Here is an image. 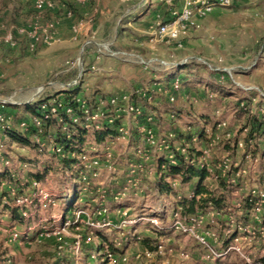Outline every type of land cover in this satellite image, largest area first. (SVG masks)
Instances as JSON below:
<instances>
[{"label":"rangeland","instance_id":"1","mask_svg":"<svg viewBox=\"0 0 264 264\" xmlns=\"http://www.w3.org/2000/svg\"><path fill=\"white\" fill-rule=\"evenodd\" d=\"M254 1L232 0L231 8L227 6V11L220 17L227 29L219 33L222 39L220 50L217 46H209L205 55L200 51L194 53L205 56L211 68L217 70L212 72V75L204 70L206 68L194 63L193 57L175 65L163 60L168 64L164 67H173L175 72L178 67L188 68L179 76H173V79L171 76L162 79L163 84L168 82L169 86L173 84L178 86L175 101L172 103L173 108L177 101L187 102L186 107L180 110V117L175 119L170 117L169 120L163 113L164 108L171 106L166 102L170 87L166 89L164 85L165 87H160L159 90H150L148 87L147 92L144 89L140 90L150 96L148 103L152 110L146 109L145 113L152 120L147 123L151 128H157L159 139L170 135L169 130L185 131L186 122L199 126L201 130L205 128L203 130H206L207 137L215 136L216 139L211 145L207 139L196 147L206 152L209 161L228 160L230 170L223 177L214 178L219 174L216 171L213 177L210 176L205 181L212 191L217 188L219 190V180L231 188V194H226V209L222 212L208 208L203 213L182 216L181 208L174 210L175 203L167 199L169 195L155 192L154 187L157 182L154 178L159 173L157 165L159 160H162L163 167L166 157L161 154V150L144 147L140 138L133 137V132L139 126L138 116L125 112L126 106L123 101L117 104L119 107H114L118 111L113 108L111 112H103L106 106V102L103 101L97 102L99 105L97 120H91L90 113L87 115L84 113L89 134L81 154L89 160H97L98 165L95 170L85 172L83 169L79 172L81 182L76 180L74 182L80 183L78 201L74 210L63 217L64 211L59 200L62 195L68 193L69 186L74 184L70 182V172L65 171L59 158L52 152L51 144L30 138L31 142L40 144L39 148L33 149L20 146L8 136H3V130L26 136V132L19 124L20 120L28 118L29 114L23 108L10 112L6 106L2 108L1 105L24 106L34 104L44 97L56 95L58 85L54 82L60 81L62 76H56V72L51 71L45 77L40 75L30 77V86L23 90H19L22 87L17 85L22 75L15 77L14 89L9 87V80L12 78V75H8L10 73L4 72L0 76V116L3 111V115L8 119L0 124V173L7 172L10 178L0 179V264H59L60 261L64 264H264V141L261 139L256 141L257 147L252 141L248 148V152L251 153L254 147L256 148L254 156H257V161H254V158L244 159L241 155L236 157V152L244 150V147L236 145L235 151H230L232 154L224 149V144L228 142L231 144L235 138L238 139V143L243 144L249 130L242 129L246 118L262 115V112L255 110L253 102L264 98L258 97L255 92L244 91L243 88L252 85L240 81V78L264 58L262 42L264 6H261L264 2H261L258 5L259 9L253 13L250 4ZM233 2H238L239 5L235 6ZM212 12L213 10L205 16ZM31 14L34 13L16 14V23L24 25L25 22L22 21L24 16L28 19ZM4 20L6 17L1 15L0 23L3 24ZM29 27L20 26L11 31L0 30V52L12 54L13 50L10 49L15 48L14 51L20 53V49H24V43L19 44L15 40L12 45V42H5L4 39L11 33L22 36L23 40L25 38L30 40L28 36L20 35L18 32ZM36 36L37 46L39 31ZM45 41L48 43L49 37H46ZM29 44V52L35 50V45L32 49L30 47L31 41ZM77 54L81 55L82 51H78ZM21 65V61L13 62V67L19 68L14 76L27 71L22 69ZM30 66L35 70L40 68L35 61L30 62ZM156 69L164 68L155 66L154 70ZM227 73H230L229 78L226 76ZM26 78L24 77V80ZM82 80L83 71L77 74L72 82L79 81L76 87H80ZM213 82L217 84L214 85ZM209 85L220 86L223 92L216 93ZM126 96L129 97L130 94ZM248 97L250 101L246 100ZM84 101L91 102L88 99ZM47 104L51 106L49 109L51 111L52 108L59 107L61 102L56 106L53 101ZM244 107L247 112L243 110ZM43 110H48V107L45 106ZM66 113L72 116L71 111ZM202 116L211 124L225 125L217 126L216 130L211 131L210 125L202 127V122L197 120ZM72 120L78 121L74 115ZM130 121L134 124L132 125ZM115 122H118V128L123 127L126 132L129 129L130 139L123 138V132L118 131L117 138L107 139L101 144L93 141L91 134L94 129L103 126L113 128ZM105 152L110 154L102 156ZM67 154L77 156L76 153ZM137 166L140 168L139 171L136 169ZM44 170L48 171L44 178L40 182L34 181L33 176L42 174ZM33 182L38 185L33 186ZM44 194L48 195L47 198L50 196V199L43 203L38 197ZM190 196L191 194L188 198ZM18 197L26 198L27 204L25 206L16 204ZM246 197L254 199L253 208L248 213L242 209V200ZM10 209L17 210L21 223L12 217ZM100 210L105 211L102 216H98ZM174 214L177 216L174 217ZM153 220H156L158 229L153 228L150 223ZM176 222H179L182 228L178 230L171 228ZM103 224L106 225L102 226ZM97 231H101L115 248L119 249L116 255L109 258L103 251H99ZM234 233L236 236L231 239ZM143 239L150 240L149 247L152 251L141 244ZM202 241L205 245L201 243Z\"/></svg>","mask_w":264,"mask_h":264},{"label":"crops","instance_id":"2","mask_svg":"<svg viewBox=\"0 0 264 264\" xmlns=\"http://www.w3.org/2000/svg\"><path fill=\"white\" fill-rule=\"evenodd\" d=\"M37 1L0 0V16L6 17L4 23H0V30L11 31L20 26L28 27L32 24L39 26V40L37 46L35 45V50L31 52H29L30 40L27 38L23 40L22 36L14 34L16 42L24 43V49H20V53H16L15 48L10 49L13 50L12 54L0 52V76L4 72L10 73L8 75H12V78L9 80V87L14 89L15 77L18 78L22 75V79L17 82V85L22 87L19 90H23L30 86V77L39 75L45 77L51 71H55L56 76H62L60 81L54 82L58 85L59 93L71 90L70 83L77 74L83 71V80L81 86L78 87L77 97L94 100L95 103L106 102L111 97L129 95L143 89L147 92L148 87L150 90H159L160 87L166 85V89H169V83L163 84L162 79H167L168 76H179L180 73L188 69L187 66H182L183 68H177V72L173 67L147 70L137 65L133 57L123 60L118 55L110 57L106 54H98L96 52L97 45H104L113 53L131 52L132 56L136 54L139 58L154 57L166 60L170 65L179 64L180 61L191 57L194 58V63H197V58L207 59L203 55L209 46H217V49L220 50L222 39L219 36L222 30H227L224 21L220 18L222 13L227 11V6L216 5L208 16L193 17L192 25L181 33V47L156 36L157 25L172 22L176 13L186 3L194 1L216 3L218 0H173L172 5H168L165 0H92L91 2L88 0H42L51 2L53 7L50 10L45 9L41 16H38L35 9ZM261 2L264 0H255L250 4L251 12L255 13ZM234 5H239V3L235 2ZM231 6L229 7L231 8ZM261 6L264 5L261 4ZM29 12L34 13L31 14L33 17L30 15L28 19H25L27 16H24V20H22L25 22L24 25L16 23V14H28ZM46 37H49L48 43L45 41ZM80 50L82 51L81 55L77 54ZM199 51L203 54L202 56L194 55ZM13 59H16L17 62L21 61L22 69L27 71L14 76L13 74L19 71V68L13 67V62H16ZM34 61L39 64L40 68L37 70L30 66V62ZM204 70L207 72L206 69ZM24 77H27L26 80ZM240 81L264 89V58L243 78H240ZM216 84L214 83V85ZM209 87L216 88L211 85ZM143 93L139 95L143 97ZM248 98L246 100L250 101ZM159 102L161 103V101ZM177 102L174 105L177 110H181L187 105L184 100ZM253 103V106H256L255 110L264 111V100H254ZM8 109L10 112H14V110ZM255 116L261 118L263 115ZM197 120L199 121V118ZM130 123L134 124L133 121ZM236 153V157L238 155L242 157L243 150H238ZM158 180L159 177L155 176L154 181ZM166 182L168 183V181ZM194 182L181 184L176 181V185L170 186L175 196L169 195L167 199L176 203L181 197L188 198Z\"/></svg>","mask_w":264,"mask_h":264},{"label":"trees","instance_id":"3","mask_svg":"<svg viewBox=\"0 0 264 264\" xmlns=\"http://www.w3.org/2000/svg\"><path fill=\"white\" fill-rule=\"evenodd\" d=\"M91 2L92 0H88ZM264 42V40L262 41ZM185 67V66H183ZM182 67V68H183ZM212 75V73H210ZM175 78V77H174ZM173 79V77H172ZM215 90L214 92H223V90L220 89V87L216 86V88L213 87ZM77 90L78 86L72 88L71 90H67L64 92H59L56 95L44 97L43 99L38 100V102L34 104H25L24 106H18V105H3L7 108H10V110L14 111H20L21 108L24 109L26 113L29 114L28 118H22L20 121H25L27 123V128L24 129L26 132L25 135L16 134L14 132H9L7 130H3V136H8L12 141L17 142L20 146H28L33 149L39 148V144H35L31 142L30 138L34 140L41 141L44 144H51L52 146H62L64 148L65 153H76L77 156L81 154L83 145L86 143L89 131L86 128L85 123V117L83 109L80 107V103L77 100H82L77 97ZM169 92V91H168ZM176 94V93H175ZM174 94V96H175ZM130 102L140 110V115L138 116V125L147 126L148 128H151L148 125L147 118L148 116L145 113L146 109H151L150 103L147 102L145 97H142L140 95H136L135 93H132V95L129 98ZM49 101H53L54 105L60 106L56 108L55 113H51L49 111L50 107L47 103ZM166 102L171 105L168 106V108H164V115H166L167 119L170 120V117L172 119H175L176 117H180V110H177L172 107V103L168 101V96L166 98ZM165 103V102H164ZM48 107V110H43V106ZM92 105H94L92 107ZM91 106V107H90ZM5 107V108H6ZM87 107L89 108V112L95 110L98 108L97 103L93 101L87 102ZM152 107H154L152 105ZM92 108H94L92 110ZM71 110V115L75 116V118L78 119L77 122H74L72 120V116H69L66 113V110ZM113 108L109 105V103L106 101V106L103 108L104 111H110ZM5 113V112H4ZM2 116L6 118L5 115H3V111L1 113ZM45 117V118H44ZM35 118H42V124L40 127H36L34 124ZM171 121L173 122V120ZM152 120V118H151ZM170 121V122H171ZM199 121L202 122V127H206L207 125L211 126V131L216 130L218 123L211 124L210 121L205 117L202 116L199 118ZM200 123V122H198ZM118 122L113 123V128L111 127H101L99 129H94L92 131V138L95 143H103L107 139H114L119 137L118 133ZM138 127H136L135 132H133V137L140 138V134L138 131ZM193 125L190 122H186L185 125V131L180 130H169L170 134H173L174 137L172 141L170 142L171 145V153L174 155L176 165L169 168L168 171L161 173L162 168V160H159L158 169H159V180L156 182V185L154 186L157 191L164 192L166 195H174V192H172V189L169 185V183L166 182V179L168 177L172 179H179V183L181 184H192L194 181V186L191 191L190 198L181 197L177 202L173 205V209L181 208V215L187 216V215H195L198 212L203 213L208 208H211L214 211L222 212L226 209V194H231L232 190L231 188H228L224 181L219 180V190L218 188L215 191H212L209 189L207 184L205 183L206 179L209 177V173L202 169H198L194 163V158L199 156L201 154L200 149L198 146L202 143V141L207 140V136L205 135V131L202 129H199V126ZM173 127V125H172ZM152 129L155 131V134L158 135V132H156V129L152 127ZM243 130H248L247 135L243 139L244 144V153L243 158L245 157V154L248 152V142L254 141V145H256V141L262 140L264 141V116L261 118L256 116H248L243 124L242 127ZM242 130V131H243ZM169 134V133H168ZM197 137L198 141L195 143L193 142V138ZM199 144V145H198ZM238 144V139L235 138L232 140V143L230 142L224 144L225 151L232 154L230 151L234 152L236 149V145ZM178 146L181 149L185 150V156L180 155L179 152L175 150V146ZM196 145H198L196 147ZM254 151L251 153L252 155H255L256 148L254 147ZM57 156V155H56ZM58 157V156H57ZM59 158V157H58ZM59 161L61 164H63L65 171L70 172V182L74 183L75 180L81 182V179L79 177V172L83 171L82 168H77V170H73L74 165L77 164V159H72L69 157L65 158H59ZM166 164V161H165ZM48 172L47 170H44L42 174H35L33 176L34 181L40 182L44 178L45 173ZM231 173V172H229ZM228 173V174H229ZM9 178L7 172L0 173V179L1 178ZM10 179V178H9ZM73 184L69 186V191L65 195H62L60 197V202L63 207V217H66V215H69L75 208L76 202L78 201V191L80 189V183ZM254 204V199L250 197H246L242 200V209L248 213L249 210H251L252 205ZM11 215L13 218L17 219L16 222L21 223V220L18 218L17 210H11ZM97 238L99 239V251H103L104 255H116L119 251V249L115 248V246L108 240V238L101 232H96ZM236 236V233L232 235L233 239ZM230 239V240H231ZM149 239H143L141 241V244L145 246L149 251L152 249L149 247L150 245ZM228 242H226L227 245ZM264 261V258H263ZM98 263H101L98 261ZM59 264H64L62 261L59 262ZM69 264V263H65Z\"/></svg>","mask_w":264,"mask_h":264},{"label":"built area","instance_id":"4","mask_svg":"<svg viewBox=\"0 0 264 264\" xmlns=\"http://www.w3.org/2000/svg\"><path fill=\"white\" fill-rule=\"evenodd\" d=\"M165 2L168 5L173 4V0H165ZM231 4H232V0H218L216 3L207 2V1H194L193 3L192 2L186 3L184 5V7H182V9L176 13L175 18L172 22L160 23L157 25L156 36L160 39H167L170 42L174 43L177 47H181V43H180L181 33L184 32L188 28V26L192 25V23H193L192 19L194 16H205L208 13H210L216 7V5L230 6ZM52 7H53V4L51 2H44L42 0H38L35 4V9L38 13V16H41L42 12L45 9L50 10V9H52ZM38 31H39V26L37 24L30 25L29 29L18 30L20 35L28 36V38L32 42V44L30 46L31 49L34 48V45L36 44V41L38 39L36 36ZM8 35L9 36L6 39H4V41L9 42V43L12 42V45H13L15 43L14 42L15 41L14 35L11 33H9ZM263 45H264V42H263ZM96 52L98 54H102V55L106 54L107 56H110V57H113L116 55H118L119 57H123V58L133 57L136 64H138L139 66H141L147 70H151V71L155 69V66H161L163 68H166L164 66L168 65L163 60H160V59L154 58V57L143 59V58H139L136 55L132 56L131 54H127L124 52H121V53H115L114 52L113 53V52H110L108 50V48L104 45H97ZM196 62L199 63L200 65L204 66L206 68V70L210 73L217 71V70L211 68L212 66L208 63V61H206L204 59L197 58ZM226 76L229 78L230 73H227ZM78 83H79V81H75V82H72L69 86L74 88V87H76V85H78ZM177 90H178L177 84H173L172 86H170V89H169L170 93L168 94V101L170 103H173L175 101L174 94L177 92ZM243 90L247 91V92H252V93L255 92L258 97L264 98V90L259 89L257 87L247 86L246 88H243ZM145 92L143 93V97H145L147 102H148V101H150V96L149 95L146 96ZM133 93H135L136 95H139L142 92L141 91H135ZM131 95L132 94H130V96ZM130 96L127 97L126 95H124V96L122 95L120 97H111L107 102L109 103V105L112 108H114V107L118 106L117 105L118 103H121V101H123L124 102L123 104L126 106L125 112L131 113L132 116L133 115L139 116L141 114L140 110L137 109L130 102V100H129ZM77 101L80 103V107H81V109H83V112L86 115H87V113L88 114L90 113V119L91 120H97L96 118H97L98 113H99L98 108L96 111L88 112L89 110H87L88 109L87 103H85L84 100H77ZM1 105H4V104H1ZM98 107H99V105H98ZM44 108H45V106L42 107V109H44ZM55 110H56L55 108L51 109L52 112H55ZM243 110L244 111L246 110V112H247V109L245 107ZM67 111H71V110L67 109L66 112ZM115 111H118V109H115ZM103 112H105V111H103ZM249 113H251V112H249ZM262 115L264 116V111L262 112ZM4 120H8V119L1 115L0 116V124L3 123ZM147 121L148 122L151 121V117L147 118ZM109 123H111V121H109ZM34 124L36 127H40L42 124V118H35ZM19 125L22 129L27 128V123L25 121H21ZM224 125H225V123H220L217 126L220 127V126H224ZM141 127H144V126H141ZM141 127H139L138 130H139V134H140V140H141L142 144L144 145V147L146 146L149 148H156L157 150H161L160 151L161 154L164 155V157H166V164H164L163 167L161 168V173L166 172L169 170L170 167L175 166L176 161H175L174 155L171 153V150H170L171 149L170 142L172 141L174 135L170 134L167 137H165L164 139H159L157 137V135L155 134V131L152 128L144 127L145 128L144 129ZM140 128H141V130H140ZM124 129L125 128H123V127H119L118 131L123 132L122 133L123 138L130 139L131 134L128 133L129 129L127 130V132L124 131ZM207 139L209 141V145H211V143H213V141L216 138L213 135L211 138L207 137ZM197 141H198L197 137H194L193 142L196 143ZM251 143H252V141L248 142V147L251 146ZM237 145H238V147H244V144H241V143H238ZM39 147H40V144H39ZM52 147H53L52 152L54 154H56L59 158L69 157V158L78 160L77 164L74 165L73 170H77V168H82V170L84 169L85 172H88L86 170H90V169L95 170L96 166L98 165L97 160H95V159L89 160L85 155L81 154L77 158V156L75 157V155H73V154L65 153L64 148L62 146L57 145V146H52ZM175 150L177 152H179L180 155L185 156V150L184 149H181L176 145ZM109 154L110 153L105 152V154H103L102 156L106 157V155L108 156ZM99 157H101V156H99ZM247 158H254V161H257V159H256L257 156L252 155L250 151L245 154L244 159H247ZM227 161L228 160L222 161V162H215V160L209 161V160H207V154L205 151H201V154L194 158V163H195L196 167L200 170H202V169L206 170L209 173V177L210 176L213 177V173L217 171L219 174L214 176V178H216V179L223 177L230 170V166L227 164ZM166 165H168V166L166 167ZM136 169H137V171H139L140 170L139 166H137ZM157 176L159 177V175H157ZM166 181H168L170 186L175 185L176 181L179 182L178 179H172L170 177H168L166 179ZM32 185L36 186L38 184L33 182ZM47 197H48L47 194L39 195L38 199L44 203V201H47V199H50V196H49V198H47ZM15 202H16V204H23L25 206L27 204L26 203L27 199L23 198V197L22 198L18 197ZM103 213H105V211L100 210L98 212V216H102ZM176 216H177V214H174V217H176ZM150 223L152 224L153 228H156V229L159 228V226L156 223V220L150 221ZM91 225L93 226V223ZM105 225L106 224H103L102 226H105ZM97 226H98V224H97ZM171 228L178 230L179 228H182V226L179 222H176V223H174L173 226H171ZM201 243L203 245H205L203 241ZM108 256L110 258L112 255H108Z\"/></svg>","mask_w":264,"mask_h":264}]
</instances>
